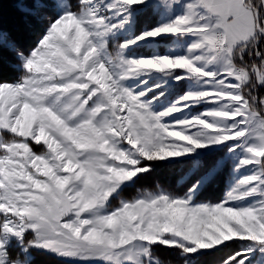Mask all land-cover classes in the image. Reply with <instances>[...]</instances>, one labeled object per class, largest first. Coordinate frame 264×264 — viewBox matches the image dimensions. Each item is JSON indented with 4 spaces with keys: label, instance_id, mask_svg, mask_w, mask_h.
I'll return each mask as SVG.
<instances>
[{
    "label": "snow or ice",
    "instance_id": "6c2138e0",
    "mask_svg": "<svg viewBox=\"0 0 264 264\" xmlns=\"http://www.w3.org/2000/svg\"><path fill=\"white\" fill-rule=\"evenodd\" d=\"M16 3L29 38L0 27V264H163L158 248L264 264V0ZM158 168L173 186L141 183ZM224 172L223 198L200 202Z\"/></svg>",
    "mask_w": 264,
    "mask_h": 264
},
{
    "label": "trees",
    "instance_id": "16d2710c",
    "mask_svg": "<svg viewBox=\"0 0 264 264\" xmlns=\"http://www.w3.org/2000/svg\"><path fill=\"white\" fill-rule=\"evenodd\" d=\"M0 8H4V10L6 11L5 14L11 16L3 19L1 18L0 27L8 31L9 33L13 34L17 38L27 40L29 37L24 29L25 18L23 16L22 11L17 6L16 0H0ZM6 75L8 76L9 80H14L19 75V73L9 69L6 72ZM158 170L159 169H157V171ZM167 173L168 172H165V174ZM141 183L150 188H153L154 185L156 184H160L165 187L173 186L172 177L168 179H166L165 177L161 178L158 172H155L150 180L143 181ZM175 189L179 191V186H175ZM132 192L133 190L129 189L126 195H131ZM156 254L159 257V259L163 261V264H184L183 259L179 256L177 252H172L169 250H165L163 248H158ZM42 259L45 264H62V262L59 261L54 262L53 259L48 258V256H44V258Z\"/></svg>",
    "mask_w": 264,
    "mask_h": 264
},
{
    "label": "rangeland",
    "instance_id": "374dc122",
    "mask_svg": "<svg viewBox=\"0 0 264 264\" xmlns=\"http://www.w3.org/2000/svg\"><path fill=\"white\" fill-rule=\"evenodd\" d=\"M4 8H0V19L11 17L8 14H5ZM177 92L180 91V89L176 90ZM264 94V93H262ZM36 151H39L40 149H35ZM159 170L156 171L159 173L161 178L165 177L166 179L172 177V170L171 169H164V168H158ZM165 172H168L165 174ZM230 176L227 172L221 173L213 182H211L207 188L204 190V192L200 196V202H218L220 199L223 198L225 191L227 189L228 184L230 183ZM238 247V245H237ZM236 248H229L225 249L224 251L217 253L215 256H206L201 257L200 260L197 262V264H219V261L221 258L226 257L230 252L235 251ZM44 256H37L35 257V264H45L43 259ZM53 259V261H59L57 259H54L52 257H48ZM47 261V260H46ZM61 262V261H59Z\"/></svg>",
    "mask_w": 264,
    "mask_h": 264
},
{
    "label": "bare ground",
    "instance_id": "6f19581e",
    "mask_svg": "<svg viewBox=\"0 0 264 264\" xmlns=\"http://www.w3.org/2000/svg\"><path fill=\"white\" fill-rule=\"evenodd\" d=\"M159 178V177H158Z\"/></svg>",
    "mask_w": 264,
    "mask_h": 264
}]
</instances>
